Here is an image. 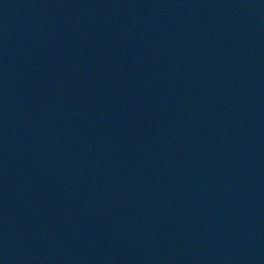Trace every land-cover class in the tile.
Segmentation results:
<instances>
[{
	"label": "water",
	"instance_id": "95a60500",
	"mask_svg": "<svg viewBox=\"0 0 264 264\" xmlns=\"http://www.w3.org/2000/svg\"><path fill=\"white\" fill-rule=\"evenodd\" d=\"M0 264H264V0H0Z\"/></svg>",
	"mask_w": 264,
	"mask_h": 264
}]
</instances>
